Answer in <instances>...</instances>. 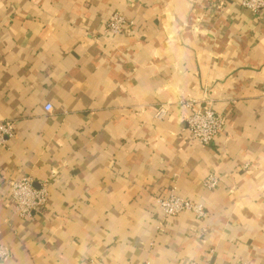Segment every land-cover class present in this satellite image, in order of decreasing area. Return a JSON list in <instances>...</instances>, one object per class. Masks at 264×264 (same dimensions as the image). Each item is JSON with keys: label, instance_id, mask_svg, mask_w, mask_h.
I'll list each match as a JSON object with an SVG mask.
<instances>
[{"label": "crops", "instance_id": "1", "mask_svg": "<svg viewBox=\"0 0 264 264\" xmlns=\"http://www.w3.org/2000/svg\"><path fill=\"white\" fill-rule=\"evenodd\" d=\"M220 2L0 0V121L16 131L0 144V264H264V10ZM115 12L131 24L112 36ZM181 98L225 116L211 144L189 138ZM24 175L50 181L26 219L8 185ZM171 191L208 216L161 224Z\"/></svg>", "mask_w": 264, "mask_h": 264}, {"label": "built area", "instance_id": "2", "mask_svg": "<svg viewBox=\"0 0 264 264\" xmlns=\"http://www.w3.org/2000/svg\"><path fill=\"white\" fill-rule=\"evenodd\" d=\"M220 4H223L221 0ZM243 7L258 13L264 10V0H241ZM131 22L125 18L121 12L111 15L107 23V31L112 36L121 34L128 30ZM179 105L188 109L187 130L189 138L200 144H211L216 136L223 131L225 126V116L218 112L209 103H202L196 99H179ZM46 111L52 110V104L46 103ZM169 111L168 104H161L156 112L158 118H163ZM15 122L12 120L0 121V144H5L10 138L15 136ZM220 182V177L215 173H209L204 180L207 188H215ZM9 193L13 202L15 214L23 219L30 218L38 209L47 205L50 192V181L45 180L36 186L30 175L14 177L8 180ZM161 210V224L170 216L178 215L182 212H190L198 218H206L208 210L202 203L191 199L183 198L175 192H170L166 196H159L156 199ZM11 256L10 248L5 244H0V262H4ZM89 264H103L101 261H91Z\"/></svg>", "mask_w": 264, "mask_h": 264}]
</instances>
